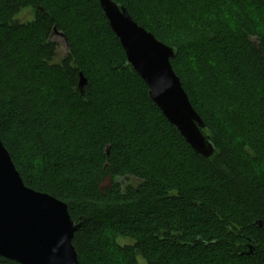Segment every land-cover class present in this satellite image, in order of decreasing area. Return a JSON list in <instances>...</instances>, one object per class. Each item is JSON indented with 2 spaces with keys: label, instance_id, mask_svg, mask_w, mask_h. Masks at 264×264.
<instances>
[{
  "label": "trees",
  "instance_id": "1",
  "mask_svg": "<svg viewBox=\"0 0 264 264\" xmlns=\"http://www.w3.org/2000/svg\"><path fill=\"white\" fill-rule=\"evenodd\" d=\"M113 1L177 50L215 154L151 101L98 0H0V139L24 184L83 220L79 264H264V0Z\"/></svg>",
  "mask_w": 264,
  "mask_h": 264
},
{
  "label": "water",
  "instance_id": "2",
  "mask_svg": "<svg viewBox=\"0 0 264 264\" xmlns=\"http://www.w3.org/2000/svg\"><path fill=\"white\" fill-rule=\"evenodd\" d=\"M98 1L151 101L198 155L210 159L215 146L203 134L206 125L172 66L177 50L157 40L117 2ZM53 36L70 50L63 33L54 29ZM86 84L81 75L80 89ZM82 223L72 220L67 204L24 184L0 139V257L18 264H79L72 242Z\"/></svg>",
  "mask_w": 264,
  "mask_h": 264
},
{
  "label": "rangeland",
  "instance_id": "3",
  "mask_svg": "<svg viewBox=\"0 0 264 264\" xmlns=\"http://www.w3.org/2000/svg\"><path fill=\"white\" fill-rule=\"evenodd\" d=\"M35 19V12L33 9H25L23 10L16 18L19 23H29ZM60 45L58 47V57L57 60L60 62L67 54V50L62 42H58ZM120 243L122 245H130V240H121Z\"/></svg>",
  "mask_w": 264,
  "mask_h": 264
}]
</instances>
